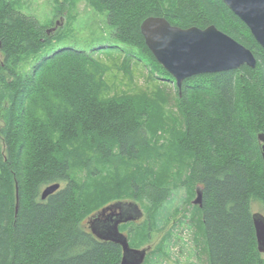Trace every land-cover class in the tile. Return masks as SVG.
<instances>
[{
  "label": "trees",
  "instance_id": "obj_1",
  "mask_svg": "<svg viewBox=\"0 0 264 264\" xmlns=\"http://www.w3.org/2000/svg\"><path fill=\"white\" fill-rule=\"evenodd\" d=\"M86 1L104 15L108 39L42 55L60 28L50 35L52 24L0 0V264H120L122 248L98 240L88 220L118 202L140 204L148 219L120 231L144 249L177 213L183 187L189 203L202 193L196 228L209 264H264L252 211L264 209V48L221 0ZM150 17L185 30L215 26L249 49L256 67L194 76L180 90L142 36ZM103 58L120 73L128 62L146 70L161 94H118ZM170 83L180 122L165 108ZM171 238L144 264H163Z\"/></svg>",
  "mask_w": 264,
  "mask_h": 264
},
{
  "label": "water",
  "instance_id": "obj_2",
  "mask_svg": "<svg viewBox=\"0 0 264 264\" xmlns=\"http://www.w3.org/2000/svg\"><path fill=\"white\" fill-rule=\"evenodd\" d=\"M249 28L257 43L264 48V0H221ZM63 24L47 30L54 34ZM146 45L157 62L176 80L181 90L184 81L194 76L240 69L255 68L254 54L215 26L181 29L165 18L150 17L141 25ZM264 157V135L258 136ZM60 184L48 186L42 192V201L60 189ZM18 201V189H17ZM195 205L202 207V193L197 191ZM18 208V206H17ZM143 212L134 202L112 204L88 220L91 233L100 241L119 245L123 251L120 264H144L151 248L134 249L120 226L142 219ZM259 252L264 255V215H253Z\"/></svg>",
  "mask_w": 264,
  "mask_h": 264
},
{
  "label": "rangeland",
  "instance_id": "obj_3",
  "mask_svg": "<svg viewBox=\"0 0 264 264\" xmlns=\"http://www.w3.org/2000/svg\"><path fill=\"white\" fill-rule=\"evenodd\" d=\"M11 1L17 10L36 19L41 25L52 24V26H48L49 29L55 28V23L60 22L63 24L58 32L60 36H55L53 42L48 43L47 47L41 52L42 55H47L62 48L88 51L91 47L104 43L110 35L108 27L105 25L104 15L91 8L86 0H68L75 3L74 5L68 4L65 12L59 8V3H64L65 0ZM103 59L109 69L108 84L111 87L117 85L118 94L129 93L134 96L145 94L151 99L161 94L160 85L150 81L146 70L130 66L128 62L121 67L123 72L120 73L119 68H113L115 61L109 60L106 62L105 58ZM118 63L120 64L121 62ZM167 86L168 90L166 93L170 97V102L165 108L167 111L175 112L170 114V116L180 122L174 103L175 87L172 83ZM186 190V187H183L178 192V195L175 196L174 201L176 205H179L177 213H174L164 226L155 229L152 232L151 240L144 246V248L150 247L151 251H155L163 243L164 239L171 235L173 245L163 258V264H209L203 235L196 228L198 227L196 223L199 216L197 214L195 217L197 211L194 207L195 205L192 202H188L189 197L186 199ZM195 192L196 196L192 198L193 200L197 197L196 189ZM139 206V209L143 212V217L138 222L140 224L144 223L148 218L146 210L140 204ZM252 211L254 214L264 215V209L259 204H253ZM184 218L187 221L183 223L186 220ZM190 220H192L191 224ZM191 225H194L192 230H190ZM129 232L130 230L127 229L123 233L127 235Z\"/></svg>",
  "mask_w": 264,
  "mask_h": 264
},
{
  "label": "flooded vegetation",
  "instance_id": "obj_4",
  "mask_svg": "<svg viewBox=\"0 0 264 264\" xmlns=\"http://www.w3.org/2000/svg\"><path fill=\"white\" fill-rule=\"evenodd\" d=\"M56 24H57V23H55V25H56ZM194 201H195V200L192 201L193 205H195V204H194ZM195 206H196V205H195ZM140 220H141V219H140ZM140 220H138V221H133V222H134V223H137V222H139ZM127 224H128V223H127ZM124 225H126V224H123V225H121L120 227H122V226H124Z\"/></svg>",
  "mask_w": 264,
  "mask_h": 264
},
{
  "label": "bare ground",
  "instance_id": "obj_5",
  "mask_svg": "<svg viewBox=\"0 0 264 264\" xmlns=\"http://www.w3.org/2000/svg\"><path fill=\"white\" fill-rule=\"evenodd\" d=\"M203 223V222H202Z\"/></svg>",
  "mask_w": 264,
  "mask_h": 264
}]
</instances>
